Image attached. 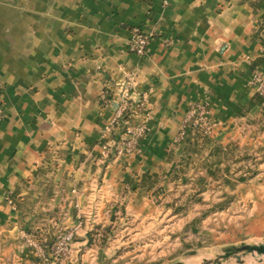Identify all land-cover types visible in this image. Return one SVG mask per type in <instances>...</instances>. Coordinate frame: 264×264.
Instances as JSON below:
<instances>
[{
	"label": "crops",
	"instance_id": "crops-1",
	"mask_svg": "<svg viewBox=\"0 0 264 264\" xmlns=\"http://www.w3.org/2000/svg\"><path fill=\"white\" fill-rule=\"evenodd\" d=\"M133 29L148 38L143 56L127 48ZM127 76L147 131L111 160L113 104L98 95ZM254 76L264 81V0H0V264L93 263L77 235L116 202L146 216L157 187L207 183L227 150H264ZM191 104L213 125L179 135ZM77 221L68 260L42 262L25 242L47 248Z\"/></svg>",
	"mask_w": 264,
	"mask_h": 264
},
{
	"label": "rangeland",
	"instance_id": "rangeland-1",
	"mask_svg": "<svg viewBox=\"0 0 264 264\" xmlns=\"http://www.w3.org/2000/svg\"><path fill=\"white\" fill-rule=\"evenodd\" d=\"M227 151L226 167L214 169L209 182L186 178L150 192L148 215H128L118 201L110 218L89 221L77 238L85 239L81 253L96 260L80 264H204L226 247L264 243V150ZM221 264H264V256Z\"/></svg>",
	"mask_w": 264,
	"mask_h": 264
},
{
	"label": "built area",
	"instance_id": "built-area-1",
	"mask_svg": "<svg viewBox=\"0 0 264 264\" xmlns=\"http://www.w3.org/2000/svg\"><path fill=\"white\" fill-rule=\"evenodd\" d=\"M165 3V2H164ZM148 42L147 36L138 32L137 29L131 31L130 38L127 42V48L138 56H143L146 50ZM254 82L260 93L264 94V81L254 76ZM132 77L127 76L122 84H120L117 90L112 93L110 99L101 91L98 95L100 106L107 104L113 105V117L109 124H107L102 130L103 145L102 154L104 157L116 160L122 157H126L130 153L138 150L139 141L147 131V127L143 120L138 119L139 112L144 107V95L141 94L138 97H132L131 93ZM126 114V118H123ZM1 117V111H0ZM120 120V124L117 130L114 132V136H111L113 124L116 120ZM213 125V122L209 121L206 117V111L204 106L199 104H191L185 111L182 124L179 128V135L183 133V130L187 126H197L201 130L208 132ZM80 221H77L72 227L60 232L55 236L53 243L47 248L41 247L38 240L33 236H24L25 242L37 253L42 262L47 260V253L55 260L67 259L70 251V244L73 234L79 228Z\"/></svg>",
	"mask_w": 264,
	"mask_h": 264
},
{
	"label": "water",
	"instance_id": "water-1",
	"mask_svg": "<svg viewBox=\"0 0 264 264\" xmlns=\"http://www.w3.org/2000/svg\"><path fill=\"white\" fill-rule=\"evenodd\" d=\"M114 105V104H113ZM264 256V243L259 244H241L239 246H230L223 249L222 253L217 258L211 261H204V264H221V262L233 257L235 262H240V257L244 255ZM170 264H181L172 262Z\"/></svg>",
	"mask_w": 264,
	"mask_h": 264
},
{
	"label": "trees",
	"instance_id": "trees-1",
	"mask_svg": "<svg viewBox=\"0 0 264 264\" xmlns=\"http://www.w3.org/2000/svg\"><path fill=\"white\" fill-rule=\"evenodd\" d=\"M102 91H103V93L106 95V97H107L108 99L111 98V96H112V92L110 91L109 88H103ZM123 118H126V114H124ZM119 124H120V120L118 119V120H116L115 123L113 124L112 131H111V136H112V135L114 136V134H115L114 132L117 130V127L119 126Z\"/></svg>",
	"mask_w": 264,
	"mask_h": 264
},
{
	"label": "bare ground",
	"instance_id": "bare-ground-1",
	"mask_svg": "<svg viewBox=\"0 0 264 264\" xmlns=\"http://www.w3.org/2000/svg\"><path fill=\"white\" fill-rule=\"evenodd\" d=\"M190 261H191V260H189L187 263H189V264H190Z\"/></svg>",
	"mask_w": 264,
	"mask_h": 264
}]
</instances>
